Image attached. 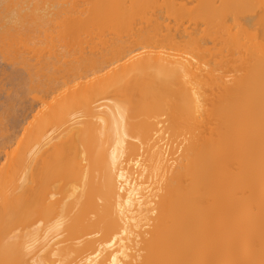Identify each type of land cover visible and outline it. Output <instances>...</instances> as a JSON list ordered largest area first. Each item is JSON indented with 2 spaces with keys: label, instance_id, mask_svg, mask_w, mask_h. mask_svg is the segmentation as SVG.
<instances>
[{
  "label": "bare ground",
  "instance_id": "obj_1",
  "mask_svg": "<svg viewBox=\"0 0 264 264\" xmlns=\"http://www.w3.org/2000/svg\"><path fill=\"white\" fill-rule=\"evenodd\" d=\"M0 264H264V0H0Z\"/></svg>",
  "mask_w": 264,
  "mask_h": 264
}]
</instances>
